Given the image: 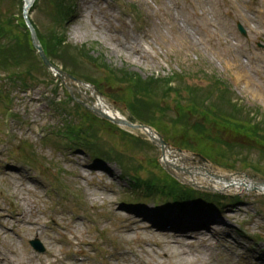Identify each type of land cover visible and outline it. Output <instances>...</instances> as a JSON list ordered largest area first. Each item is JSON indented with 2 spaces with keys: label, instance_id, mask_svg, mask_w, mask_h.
I'll use <instances>...</instances> for the list:
<instances>
[{
  "label": "rangeland",
  "instance_id": "1",
  "mask_svg": "<svg viewBox=\"0 0 264 264\" xmlns=\"http://www.w3.org/2000/svg\"><path fill=\"white\" fill-rule=\"evenodd\" d=\"M144 1L71 0L62 9L37 0L31 21L54 64L94 84L125 117L156 123L174 144L184 118L189 126L206 112L214 122L211 111L243 119L201 125L220 137L184 142L217 147L209 159L218 172L264 178V53L256 45L264 44V0ZM23 4L0 0V23L17 38L0 45V264H176L166 262L172 251L188 264H264V194H183L190 187L167 175L142 132L69 99L10 22L22 19ZM233 141L242 146L223 148ZM35 238L43 252L32 251Z\"/></svg>",
  "mask_w": 264,
  "mask_h": 264
},
{
  "label": "water",
  "instance_id": "2",
  "mask_svg": "<svg viewBox=\"0 0 264 264\" xmlns=\"http://www.w3.org/2000/svg\"><path fill=\"white\" fill-rule=\"evenodd\" d=\"M33 0H24L22 10L23 18L30 31L32 45L42 61L43 65L55 77L59 78L65 88L73 96V85L77 87V92L85 101L76 99L86 109L91 111L97 117L108 120L111 123L130 129L140 130L144 135L160 150L158 161L165 171L182 184L189 185L201 191L228 192L235 185L239 188L244 187L245 191L263 192L264 179L256 175L245 173L222 174L214 171L207 158L201 154L194 153L179 147L172 146L165 141L163 136L152 126L147 124L134 123L122 115L111 103L103 98V94L95 85L73 76L61 67L53 64L46 56L43 47L37 37L36 31L32 26L28 9ZM115 112V115L109 114L106 109ZM190 161L198 163L197 166L190 165ZM239 176V177H237ZM218 185V186H217ZM36 243V242H32Z\"/></svg>",
  "mask_w": 264,
  "mask_h": 264
},
{
  "label": "trees",
  "instance_id": "3",
  "mask_svg": "<svg viewBox=\"0 0 264 264\" xmlns=\"http://www.w3.org/2000/svg\"><path fill=\"white\" fill-rule=\"evenodd\" d=\"M56 1L58 2V4L62 3V6H61L62 9H64L63 6H65L67 3H70L71 2V0H56ZM67 7H68V5H67ZM13 20H14V18L12 17L10 19V22L11 23L13 22L12 25H16L18 28L24 29V32L29 35V32L27 30V27L25 26V24H24V22H23L22 19H20V20L17 19L15 23H14ZM6 25H9V23H4V24L3 23H0V35H3L6 39H12L13 37H15V35L8 34L9 31H8ZM16 39L13 40L12 42L11 41H8L10 43L6 46V49H8L13 43H16V42H14V41H16ZM29 39H30V37H29ZM40 40H41V42L43 43V45H44V47L46 49L47 55L49 56V58H51V60H53L52 59V56H51L50 46L48 47L46 45V43H44L42 36H40ZM28 43H29V40H28ZM10 51H12V50H10ZM74 75H76V74L74 73ZM76 76H78V75H76ZM78 77H80V76H78ZM80 78H82V77H80ZM132 110L136 113V110L135 109H132ZM210 113H211V115L213 117V121L214 122H209L204 117V115L207 114V112L205 114H202L201 116L199 115V118L198 119H194L192 121L194 123L190 124V126H189V122L191 121V118L189 117L187 121H186V118H184L182 121H183L184 124L186 122V127H185L186 130L185 129L181 130V133L182 134L180 135V137H177L178 139H180V142L179 143H175V144L172 143L171 141H169L167 137H165L164 133H162L160 131V129L155 125L156 123H154L152 121H148V119L146 117H143L142 119H140V116H136V117L142 123H147V124H151L152 126H155V128H157V130H159L163 134V136L165 137V139L167 141L171 142L172 144H174L176 146H180V147L185 148V149H188V150H191L192 149V151L199 152L201 154L203 153L204 156H206L207 158H210L211 157L213 159V161H216L217 160V156L220 153L219 150L217 149V147L209 148V147H207V145L206 146H203L202 144L201 145H194V146H192L191 144H188L187 142H184V139H185L184 137L187 136V135H189V134L190 135L192 134V135L195 136V139H197V140H201V139L204 140V139H207L210 136L215 137V138H219L220 137V131L218 129H213V128L202 129L201 125L206 126V124H211V125L219 124L220 126H226V124H229L230 123L231 125L236 126L239 123H244V120L243 119H240L238 117H235L234 115H232L230 113H227V112H224V111H222L221 113H216V112L211 111ZM199 121H202V122H199ZM197 126L200 127V131L201 132L198 131V130H196V127ZM243 127L244 126H241L240 128H243ZM257 131H259V130L252 129V128H249L247 130V132H250V133H255ZM203 134L206 135V136L203 137ZM235 146H242V143L236 145L234 143V141H233V143L227 142L226 144L223 145V148H228V150H231ZM230 168H233V166H231Z\"/></svg>",
  "mask_w": 264,
  "mask_h": 264
},
{
  "label": "bare ground",
  "instance_id": "4",
  "mask_svg": "<svg viewBox=\"0 0 264 264\" xmlns=\"http://www.w3.org/2000/svg\"><path fill=\"white\" fill-rule=\"evenodd\" d=\"M142 1V3L143 4H146L145 3V1L144 0H141ZM145 6V5H144ZM145 7H147V6H145ZM160 9H162L163 10V12L164 13H166V15L168 16V18H169V20H171V18H170V15H171V12L168 10V8H166V7H163V6H160L159 7ZM172 19H173V16H172ZM172 23H173V20H172ZM173 27H175L174 25H172ZM183 30H184V32H186L185 31V27L183 28ZM181 28H179L177 31L181 34L182 33V31H183ZM148 31H149V28H148V30L146 31V32H144V36H142L141 38L142 39H146L147 38V36L149 35V33H148ZM187 33V32H186ZM138 41L136 40V39H133V42L132 43H137ZM135 47H139L140 48V46H135ZM135 50H137V49H135ZM250 79V78H249ZM106 111L109 113V114H112V115H115L116 113L115 112H113L112 110H109V108H107L106 109ZM234 187H237L236 185L234 186ZM197 231V230H196ZM198 231H200V230H198ZM165 243H167V244H169V242H165ZM147 253H149V254H153L152 253V250L151 249H148V252ZM157 254V253H156ZM155 257V256H154ZM188 257L189 256H187V257H182V255H180V256H178L177 257V255H174V253H173V251H172V253H170V255H168V256H166V259H167V261L166 262H168V263H175V262H177L176 264H188L190 261L189 260H187L188 259ZM54 261V260H53ZM138 264H144V263H139L138 262ZM146 264V263H145ZM153 264H166V263H164L163 261H160V260H158L157 262H154Z\"/></svg>",
  "mask_w": 264,
  "mask_h": 264
}]
</instances>
